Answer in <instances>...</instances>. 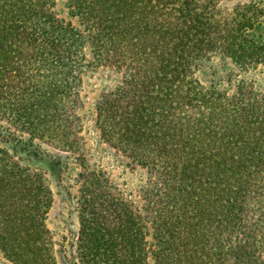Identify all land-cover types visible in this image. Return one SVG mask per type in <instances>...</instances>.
<instances>
[{
	"label": "trees",
	"instance_id": "1",
	"mask_svg": "<svg viewBox=\"0 0 264 264\" xmlns=\"http://www.w3.org/2000/svg\"><path fill=\"white\" fill-rule=\"evenodd\" d=\"M99 69L120 81L95 129L144 173L142 205L92 161L84 79ZM263 78L264 0H0L6 260L62 264L32 166L55 149L76 164L78 264H264Z\"/></svg>",
	"mask_w": 264,
	"mask_h": 264
},
{
	"label": "rangeland",
	"instance_id": "2",
	"mask_svg": "<svg viewBox=\"0 0 264 264\" xmlns=\"http://www.w3.org/2000/svg\"><path fill=\"white\" fill-rule=\"evenodd\" d=\"M239 1V0H237ZM231 2V0H229ZM61 18L70 20L68 11L64 6L58 8ZM250 78H260L257 72L244 75ZM120 81V76L112 70L99 69L90 72L84 79V95L86 96L85 109V138L91 150L92 161L95 166H103L108 175L122 189L131 194L136 202L142 205L140 190L144 186L146 177L144 173L133 172L128 162L115 151L107 148L100 140L99 133L95 129V108L108 91L113 90ZM264 85V78L260 79ZM2 130L0 129V145L2 144ZM10 151L13 146L7 147ZM50 157L32 162V166L46 171L49 175L53 192V205L47 219V227L51 231L55 242V248L60 254L62 264H78L77 238H78V209L75 199L76 164L73 160H67L66 154L55 149H50ZM78 166V165H77ZM0 264H11L0 250Z\"/></svg>",
	"mask_w": 264,
	"mask_h": 264
}]
</instances>
